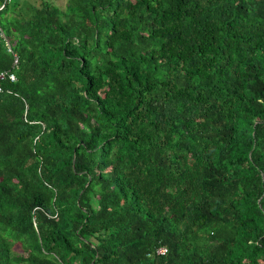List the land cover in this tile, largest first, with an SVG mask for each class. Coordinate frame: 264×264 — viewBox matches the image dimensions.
<instances>
[{
  "label": "trees",
  "instance_id": "16d2710c",
  "mask_svg": "<svg viewBox=\"0 0 264 264\" xmlns=\"http://www.w3.org/2000/svg\"><path fill=\"white\" fill-rule=\"evenodd\" d=\"M66 2L0 0V264H264V0Z\"/></svg>",
  "mask_w": 264,
  "mask_h": 264
},
{
  "label": "built area",
  "instance_id": "2783aa9c",
  "mask_svg": "<svg viewBox=\"0 0 264 264\" xmlns=\"http://www.w3.org/2000/svg\"><path fill=\"white\" fill-rule=\"evenodd\" d=\"M1 9H2V7H1ZM18 64V58H17V56L16 55H14V65H17ZM8 76L5 74V73H2V74H0V84H1V82L3 81V80H5L6 78H7ZM9 78H10V80L11 81H15L16 80V77H15V75L14 74H10L9 75ZM0 91H1V87H0ZM165 251L166 250H159V252L160 253H165Z\"/></svg>",
  "mask_w": 264,
  "mask_h": 264
},
{
  "label": "rangeland",
  "instance_id": "374dc122",
  "mask_svg": "<svg viewBox=\"0 0 264 264\" xmlns=\"http://www.w3.org/2000/svg\"><path fill=\"white\" fill-rule=\"evenodd\" d=\"M67 0H54V2L61 8H64Z\"/></svg>",
  "mask_w": 264,
  "mask_h": 264
},
{
  "label": "clouds",
  "instance_id": "9594fccd",
  "mask_svg": "<svg viewBox=\"0 0 264 264\" xmlns=\"http://www.w3.org/2000/svg\"><path fill=\"white\" fill-rule=\"evenodd\" d=\"M3 37H5V36L3 35ZM5 40H7V39H5ZM8 49H9V51H11V47H10V46H9V48H8ZM163 250H164V249H163ZM165 252H166V251H165Z\"/></svg>",
  "mask_w": 264,
  "mask_h": 264
}]
</instances>
